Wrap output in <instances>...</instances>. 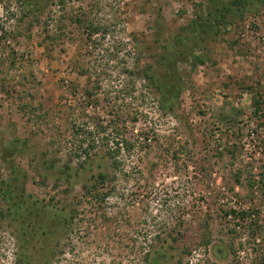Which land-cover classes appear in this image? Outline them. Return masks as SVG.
Instances as JSON below:
<instances>
[{"label":"rangeland","instance_id":"rangeland-1","mask_svg":"<svg viewBox=\"0 0 264 264\" xmlns=\"http://www.w3.org/2000/svg\"><path fill=\"white\" fill-rule=\"evenodd\" d=\"M31 2L0 0V184L36 204L0 193V264H264V0Z\"/></svg>","mask_w":264,"mask_h":264},{"label":"trees","instance_id":"trees-1","mask_svg":"<svg viewBox=\"0 0 264 264\" xmlns=\"http://www.w3.org/2000/svg\"><path fill=\"white\" fill-rule=\"evenodd\" d=\"M249 1L250 0H234V3H236V4H243V3H247ZM29 6H30L31 9H34L36 12L37 11L39 12V7H38V3L37 2H33V0H32V2L30 3ZM223 16L224 15L222 14L221 17H223ZM170 73L167 72V71L164 72L163 70H161L159 72L156 71L155 74L152 73L151 75H149V79H152L154 81V83L159 84L157 86H158V88L160 90H162L165 87V85H166L165 88L169 91V93H171L172 90H173L172 87H175V83H169V81L166 80L169 77L168 74H170ZM161 81L163 82V84H161L162 83ZM167 82L169 83L168 85H167ZM164 83H165V85H164ZM173 92L171 94H173ZM167 106L168 105L166 104L165 108ZM117 145H119V144L117 143ZM126 145H127L126 147L129 146L128 143H126ZM15 152H17V149H15ZM101 159L103 160L104 157H102ZM115 166L118 167L117 164ZM11 171H12L11 174L14 175V176H16V179H13V177L12 178L10 177V180L4 181L2 183V185L0 184V193H1L2 197L5 198V199L7 198L9 201H11L12 202V205H13V203L16 204V206H18V208H19V211L28 212L30 210V208L31 209H34L35 206H36L35 202H33V201L30 202V201H27V200H23L22 191L24 192V189H23L24 186H22V184H19V185L17 184V183L20 182V179L19 178L20 177L26 178V175L25 174H22L21 173V170L18 169V168H16V167L15 168L12 167ZM72 171L73 170H72L71 167H66L62 171V175L66 176V177L67 176L68 177L69 176L70 177H75L73 174H71ZM99 176H100L99 179L102 178V181H104L103 179H105L104 178L105 175H102L101 174ZM15 189L16 190H20V195H14L15 192H16ZM30 211H32V210H30ZM32 219H30V220H32ZM150 257H151L150 254H148L146 256V258H148V259Z\"/></svg>","mask_w":264,"mask_h":264}]
</instances>
